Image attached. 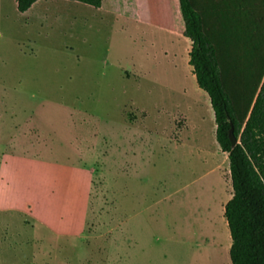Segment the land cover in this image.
I'll list each match as a JSON object with an SVG mask.
<instances>
[{
    "label": "rangeland",
    "instance_id": "obj_1",
    "mask_svg": "<svg viewBox=\"0 0 264 264\" xmlns=\"http://www.w3.org/2000/svg\"><path fill=\"white\" fill-rule=\"evenodd\" d=\"M176 10L175 0H102L99 10L47 0L34 15L15 10L0 25V79L12 89L0 83V169L9 165L8 185H0V264H231L227 237L214 233L224 183L212 170L219 158L209 99L188 64L191 43ZM200 14L222 62L220 15ZM22 73L30 93L21 115ZM140 108L145 121L128 123ZM183 110L197 141L177 144L159 128ZM21 118L25 134L12 149ZM198 142L208 156L191 153ZM33 195L47 228L15 204Z\"/></svg>",
    "mask_w": 264,
    "mask_h": 264
},
{
    "label": "trees",
    "instance_id": "obj_2",
    "mask_svg": "<svg viewBox=\"0 0 264 264\" xmlns=\"http://www.w3.org/2000/svg\"><path fill=\"white\" fill-rule=\"evenodd\" d=\"M25 12L37 0H15ZM100 7L102 0H72ZM188 64L214 111L215 137L227 152L232 197L224 205L231 264H264V0H178ZM201 11L219 14L222 62L202 29ZM240 11V35L234 31ZM222 14L228 19L222 18ZM234 15V16H233ZM218 58V59H217ZM240 141L231 145L229 130Z\"/></svg>",
    "mask_w": 264,
    "mask_h": 264
},
{
    "label": "crops",
    "instance_id": "obj_3",
    "mask_svg": "<svg viewBox=\"0 0 264 264\" xmlns=\"http://www.w3.org/2000/svg\"><path fill=\"white\" fill-rule=\"evenodd\" d=\"M46 1L47 0H37L25 12H19L17 10V4H16L15 0H0V25L1 24L9 25L10 23H9L8 15L11 14V13H14L15 10H17V12H19V14H22L24 16H26V15H29V16L30 15H34L35 9L39 5V3L46 2ZM175 1H176L177 5H178V12L180 14L178 0H175ZM101 3H102V1H101ZM86 5H88V4H86ZM99 9H100V7H98V10ZM176 12H177V10H176ZM178 12H177V15H178ZM183 30H184V23H183V27L182 28L180 27V35L181 36H183ZM183 38L187 39L190 42V40L188 38H186L184 36H183ZM190 47H191V45H190ZM188 59H189V57H188ZM7 81H8L7 79L6 80H4L2 78L0 79V83L2 85V89L3 90H5V89L12 90L11 86H9L10 83L7 82ZM16 88H17V92H20L22 94V100H21L20 105L18 104L16 112H17V114L20 112L21 115H22L24 113V111H25V108L26 107L28 108V106L25 104L24 95L30 93V90H28L26 88L25 78H24L23 73L20 76V78H18L17 87ZM37 92H38V94L40 93V88L39 87L37 88ZM199 92L204 94V96L208 97L207 93L203 89L200 88ZM32 93L35 94V89H33ZM208 99H209V97H208ZM138 111H139L138 112L139 115H137L131 121L128 120V123L133 124L137 120H141L143 122L145 121V119L147 118V112L145 111V109L144 108H140ZM208 113L210 115L211 122H212V126H211V129H212L211 130V133H212V135H211L212 144L211 145H212V149L214 150L215 156L219 158V161H217V162L215 161L214 167H213L212 170H213V172H217V178L224 183V189H223V191H221V194H220V197H223V198L221 200H219L218 206H217L218 207L217 208V213H218L217 214V223H218V226H216V229H215L214 233L217 234V237H219V238L222 237L223 240L226 239V237H227L225 243L223 242L224 243L223 245H224V253L226 255H229V249H230V246H231V237H230V232H229V229H228V226H227V222H226V220L224 218V215H223L224 214V205L226 204V202L233 195V190H232V186H231V176H230V170H229V160H228L227 152H223L220 149V146L218 145V143L216 141V137H215L216 124H215V121H214V111H213V109H212V107L210 105V101L208 103ZM12 115L14 117L15 113L12 112ZM177 116H181L182 118H184L183 123L180 124V125H177L175 123V118ZM156 122L155 123L157 125H159V126H161L163 124V123H160L159 119ZM33 126L35 127V122L33 123ZM36 126H37L36 133H37V139H38V152H39L40 151V146H41L40 124L38 123V124H36ZM194 126H195V123L191 120L189 111H184L183 110L181 113L179 112V113H177L175 115H172L169 118L168 126H167L168 128L167 129L165 127L163 129H160L162 127L161 126L159 128V131L161 133H165V134L168 131H170V133H171L170 134V139L178 144V143H182L183 141H189L191 139H193V141H197L196 136L192 133V129H193ZM24 127H25V118H21L19 124L17 125L16 130H14V132L12 133L13 136L10 137V139H9V143H10V146L12 147V149H14L13 145L15 144V141L19 138V136H23L25 134ZM27 131H30V129H27ZM184 148H188V147L185 145ZM190 148H192L191 153L198 152V154H202V155L205 154V156L209 155V153L205 150L204 146L202 144H200L199 142L197 143V145L191 146ZM150 154H153V151H151L150 148H148L146 156L148 157ZM220 162H222V164H220ZM7 163H8L7 161H4L3 165L1 166V169H0V185H2V186L3 185L7 186L8 185V181H9V176H8L9 165H7ZM39 196H40V194H39ZM31 198H33V201L31 200ZM15 204H17L19 207H20V205L24 204L22 206H25L26 211L29 212V213H33L34 220H36L40 225H42V226H44L46 228L48 227L47 222L46 221H42L35 214L36 210H35L34 195L32 197H30L25 203H23L22 201H17ZM58 234H59V236H67V234H62L61 232H55V235H58ZM220 243H222L221 239H219V241L216 244V245H218V249H220V247H221Z\"/></svg>",
    "mask_w": 264,
    "mask_h": 264
},
{
    "label": "water",
    "instance_id": "obj_4",
    "mask_svg": "<svg viewBox=\"0 0 264 264\" xmlns=\"http://www.w3.org/2000/svg\"><path fill=\"white\" fill-rule=\"evenodd\" d=\"M229 138H230V142H231L232 146L240 143L239 139L233 135V128L232 127L229 130Z\"/></svg>",
    "mask_w": 264,
    "mask_h": 264
}]
</instances>
